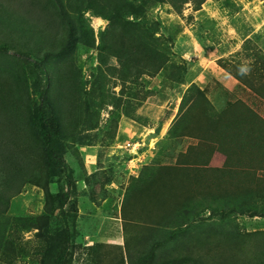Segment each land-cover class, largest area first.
<instances>
[{"label": "rangeland", "instance_id": "obj_1", "mask_svg": "<svg viewBox=\"0 0 264 264\" xmlns=\"http://www.w3.org/2000/svg\"><path fill=\"white\" fill-rule=\"evenodd\" d=\"M198 1L150 11L174 63L157 70L132 39L138 54L124 70L116 53L128 38L103 48L104 17L68 7L82 33L64 51L53 0H0V264H42L62 227L45 187L68 186L36 134L37 60L75 183L72 264H135L165 239L154 264H264V0ZM193 84L205 95L192 89L182 108Z\"/></svg>", "mask_w": 264, "mask_h": 264}, {"label": "trees", "instance_id": "obj_2", "mask_svg": "<svg viewBox=\"0 0 264 264\" xmlns=\"http://www.w3.org/2000/svg\"><path fill=\"white\" fill-rule=\"evenodd\" d=\"M53 5L56 10L59 11L61 17L65 21V25L68 27V40L67 47L63 46L64 51L71 50L78 43L81 37L82 30L78 21L70 10L81 14L84 10L91 11L96 16H102L109 21V27L102 31V45L103 48L109 46L111 37L113 40H118L122 34L124 40L121 45L117 47V56L122 69L131 68L136 61L137 50H141L144 54L150 57H157V70L164 69L172 62L167 52H163L161 42L156 37L161 29V22L154 21L150 17V11L159 4L171 3L173 6H183L190 0H53ZM201 3L198 0H192ZM147 21H151L150 24H146ZM151 25V26H150ZM146 34L147 37L143 38L142 35ZM133 37V38H132ZM149 37L155 39L154 42H149ZM136 39L139 41L137 50L135 44L130 40ZM108 46H105V45ZM119 50V51H118ZM1 51V49H0ZM137 52V53H136ZM25 60L30 58L25 57ZM39 74L44 80V87L40 92L41 103L37 110V127L36 134L39 135L43 151L45 152L46 164L54 172L66 173V183L68 189L63 188L58 193H52L48 186L46 189V196L50 205V208L56 206L59 209V217L62 222V227L58 230L55 239L51 245V251L45 255L42 264H72L73 261V245H74V232L76 229L77 213L78 208L75 202L71 201V192L75 186L72 179L69 167L63 158L62 153L58 148V141L61 133L63 132V117L58 110L57 104L52 99L51 91L49 87V74L45 62L34 61ZM174 68L179 71V68L173 64ZM228 70H231L226 66ZM235 76L242 82H247L246 79L242 78L237 71H234ZM66 76L63 77V80ZM181 83H184L185 75L178 79ZM245 85V84H244ZM63 89V88H62ZM192 89L197 90L200 96L205 95V89H200L197 85L193 84L185 93L182 102V108L185 106L186 98L189 96ZM64 90V89H63ZM60 93V92H59ZM62 94V93H60ZM64 95L70 94L74 97V92L66 91ZM264 95V93H262ZM182 110V109H181ZM6 159V157L3 156ZM8 160V159H6ZM7 185H12L9 179H5ZM254 216L260 215L258 209L252 211ZM264 214V212H263ZM48 216H45L43 224L44 227L48 223ZM166 242L165 240L157 241L153 244L150 251L138 258L135 264H154L159 248ZM42 248V247H40ZM185 259H174L167 261L166 264H184Z\"/></svg>", "mask_w": 264, "mask_h": 264}]
</instances>
